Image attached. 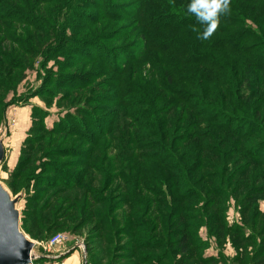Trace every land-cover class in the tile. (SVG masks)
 Masks as SVG:
<instances>
[{
  "label": "trees",
  "instance_id": "obj_1",
  "mask_svg": "<svg viewBox=\"0 0 264 264\" xmlns=\"http://www.w3.org/2000/svg\"><path fill=\"white\" fill-rule=\"evenodd\" d=\"M79 1L0 0V19L4 16H11L12 12L22 14L17 9L18 4L24 6V12L31 16L46 17L52 8L50 4L55 2L60 5L58 8L61 7L63 14L79 18L83 25L79 27L78 34L76 31L73 32V36L78 41H73L72 44L84 50L87 49L91 56L80 58L75 63L77 64L76 73H72L71 76L65 75L64 80H68L67 82L79 80V83L74 86L69 83L75 91L88 88L95 72H84L79 66L85 62L93 61L102 63V66H105L104 68L110 74L125 78L121 89L117 85L109 86H111L112 92L113 88H116L114 94L124 96L120 100L130 113L136 112L133 108L138 104L144 105L138 114L142 115L144 111L143 114L146 116L144 127L151 132L152 137L149 142L153 147L150 151H143L139 155L142 160L139 168L135 169L133 166L134 169H132L134 172L136 170L139 172L140 181L141 179L147 182L153 181L159 185L158 189L162 187L169 189L170 194H173L175 189H178L177 187L182 184L180 181L182 173H186L188 179L185 186L189 188L205 183V188L209 189V195H213L212 192L217 186L230 185L234 171L228 175L230 182L225 180L223 176L218 175L219 172L220 174L222 172V170H218V165L216 168L212 166L214 160L223 162L227 159L231 154V149H234L233 146L235 149L238 148L239 139L249 140L260 134L264 136V130L259 129L260 125H262L261 128H264V0H231L230 12L221 17L218 28L208 40L198 38V33L203 31L204 26L198 24L195 18L185 11L189 0ZM47 4L49 6L45 7ZM0 33L2 34L0 52L5 53V55L0 54V90L7 89L9 91L16 87L25 74V65L22 64L28 59L25 56L20 58V53L23 55L35 53L28 51L29 46L23 47L22 41L11 38L8 33ZM65 36L67 35L65 34ZM58 42L61 47H64L67 43H71V40L62 34ZM9 44L16 45L18 51L10 48ZM19 62H21V67ZM13 70L21 72L19 79L15 80V76H12ZM158 88H160V92ZM9 105H2L1 101L0 119L3 118V112ZM162 114L172 115L175 119L174 123H172L173 119L165 122ZM32 116L30 114L32 125L27 130L17 162L10 172V182L12 179L20 178L22 172L30 164L27 151L33 150L32 141L35 140V137L30 133L36 124L35 121L39 120ZM59 121L56 125L66 128L63 126L67 123H61V119ZM75 121L76 125L73 126L79 127L80 120ZM168 122L171 130L167 129ZM246 124L251 127L243 128ZM83 125L80 126L83 128V136L91 141L89 144L96 146L97 142L95 143L92 137V140L90 139L86 132V125ZM218 130L222 133H219ZM47 131L55 133L54 129ZM69 134L73 135L74 132H69ZM227 139L229 140L227 141ZM232 139L237 140L236 143H231ZM141 149L142 147L138 150ZM87 152L89 155L85 157H80L79 153L75 155L83 163L79 172L70 177L71 182L61 181V187L56 190L53 196L47 195L48 193L45 191H39L30 197L31 200L27 201L20 219V227L26 234L38 236L35 229L37 222L49 218L54 225L55 219L62 220L63 217H59L60 210L68 204L71 205V208L76 206L73 201L77 203L76 194L69 198L62 197L70 190L78 188L83 190L84 200L81 204V209H84L83 215L91 219L100 215V213L97 215L95 213V216L92 217L95 210L92 211L93 201L90 198V193L95 194L96 192L94 189H88L89 181L94 180L92 173L98 170L99 166L92 159L91 151ZM204 152H211L214 160H205L202 156ZM131 153L132 151H130ZM252 154L250 152L248 160L256 161L257 159L258 161L255 163H257L258 169L251 172L252 166L251 164L245 165L249 164V161L246 160L242 163L244 167L240 173L242 176L247 175L246 168L249 166V177L253 175L256 180H264V171L259 169L260 166H264L262 160L264 157ZM134 155L135 152H133V158ZM209 167L213 169L211 177H218L217 186L214 179L209 180L210 173L205 171ZM90 170L93 172L90 173ZM48 181L44 179L45 189L55 187V185L52 187ZM140 181L139 179L137 182L135 180L137 184L135 188L138 187V182L141 183ZM7 187L12 189L13 185L10 184ZM146 189L156 188L146 187ZM104 190L116 196L126 194L123 189H102V191ZM252 190L259 193V196H264V189ZM180 197L176 193L177 199L168 203L170 211L167 218L163 220L144 211L143 221H140L133 216L132 209H128L129 212L125 210V205L126 208H129L127 204L120 208L119 211L128 212V215L122 216L120 220V225L124 223V226L118 228L124 230L122 236L126 234V245H129V250L122 249L126 248V245L125 247L119 245L118 248L123 250L119 253L120 251L116 250L117 246H113V250H116L115 253H118L117 256L115 255L116 260H126L127 264H161L170 257L171 252L178 256L177 259H175L176 257L172 259L173 264L176 260L178 264H186L197 256V259L205 264L216 261L217 259L213 257L206 258L199 255L198 251L203 249L204 245L191 231L193 229L190 228L193 225L187 224V221L191 222L192 215L187 212L189 207L183 201L190 199V195L181 192ZM58 198L60 201L63 200L61 205L59 204V207H56L50 216L43 215L42 212L45 210L49 212L48 208ZM119 198L117 197V200ZM198 198L202 200L201 197ZM131 206L138 205L132 203ZM203 206L206 210L215 208V202L212 200L203 201ZM244 206L253 207L254 216L261 215L258 203L248 202ZM161 216L164 217L162 214ZM214 216L215 219L221 221L218 209L215 210ZM147 217L149 218L146 219ZM207 218L210 220L211 215H207ZM144 221H152V224L143 223ZM100 222L95 220L94 224L100 228L103 226ZM181 222L182 225H179ZM255 223L254 221L251 223L252 228L255 227ZM114 224L115 219H108L107 225L113 228L115 236L118 229H114ZM57 225L58 222L54 228ZM146 225L150 233L157 232V235L146 233L139 235L138 228L143 230ZM222 230L232 234L231 240L235 245L241 241L252 243L258 236L253 234L251 237H246L240 231L241 228L227 227L219 223L216 234L218 239L222 237ZM164 233H166L167 242H163L162 236H160ZM95 239H97L95 241L97 246L93 245L91 249L97 255L100 243H110L111 240L107 236H103V238L97 236ZM258 247V255H264V246L259 244ZM160 249L164 255H162V259L157 260L159 255L154 251L159 253ZM87 250L89 251L88 248ZM124 252H127L128 255ZM94 253L89 255L91 261L95 260ZM39 261L44 262L47 259L42 257L36 262Z\"/></svg>",
  "mask_w": 264,
  "mask_h": 264
},
{
  "label": "rangeland",
  "instance_id": "obj_2",
  "mask_svg": "<svg viewBox=\"0 0 264 264\" xmlns=\"http://www.w3.org/2000/svg\"><path fill=\"white\" fill-rule=\"evenodd\" d=\"M79 2H82V0ZM50 5L52 8L47 16L44 15L46 17L31 16L27 12H24V6L18 4L17 9L22 14L10 12L11 16H4L0 19V32L8 33L11 38L22 41L23 47L29 46L30 49L28 51L35 53L32 55L20 53V58L25 56L28 59L22 64L25 65L23 79L13 90H0V103L2 101V105L10 104L3 112V118L0 119V141L3 144L4 150L3 158L0 161V184L7 190L12 199H17L16 207L21 219V212L26 207L25 204L31 196L39 191H45L48 193L47 195L53 196L56 190L61 187V181L71 182L70 177L76 175L82 168L83 161L75 157V155L79 153L80 157H85L89 155L87 151H91L92 159L99 166V169L95 170V172L93 170L89 171L90 173L93 172L94 180L89 181L90 187L88 189H94L96 192L95 194L93 192L90 193V198L93 201L92 211L95 210L92 213V217L95 216V213L96 215L100 213V215L92 219L83 215L84 209H81V204L84 200V192L78 188L70 190L68 194L66 192L62 196L69 198L73 194H76L77 203L72 200L76 206H72L71 208V205L68 204L62 208L59 217H63V219L61 218L62 220L59 221L55 219L54 225L49 218L42 222H37L35 229L38 232V236L26 234L21 229L19 220L20 230L27 236L28 240L34 243V253L39 256L37 260L42 259V257L47 259L44 262H36V260L33 264H54L55 261L58 262L56 264H71L69 263L71 262L70 260H64L75 250H77L78 264H127L126 260H116L115 258L118 254L115 253L116 250H119V253L123 251L118 246L123 245L125 247L127 243L125 239L126 234L122 236L124 230L119 229L124 226V223L120 225L121 217L128 215L130 211L128 209H132L134 212L133 216L140 219V221H143L142 216L144 211L150 212L151 215L159 217L161 220L166 219L170 211L168 203L177 199L176 193L180 197L181 192H186L190 195V199H184L183 201L189 207L187 212L192 215L191 222L187 221V224L193 225L190 228L193 229L191 231L197 236L199 242L201 241V244L203 243L204 245L203 249L198 251L199 255L217 259L207 264H264V255H258V245L264 246V196L261 197L259 193H255L252 190L264 189V180H256L253 175L251 176L252 178L249 177L250 170L252 172L254 169H258L257 163H255L258 160H248L250 152L254 156L259 155L264 157V136L260 134L258 137L255 136L249 140L239 139L240 144L238 148L235 149V146H233L234 149H231V154L223 162L215 161L211 152H204L202 154L205 160H214V165L212 166L216 168L218 165V170H222L221 174L219 172L218 175L223 176L225 180L229 181L228 175L234 171L233 179L231 182L229 181L230 185L217 186L218 177H211L213 169L210 167L205 169L206 172L210 173L209 180L214 179L217 186L212 192L213 195H209V189L205 188V183L189 188L185 186V182L188 181L186 173H182V180H180L182 184L177 187L178 189H175L176 193L174 192L173 194H170L169 189H164L163 187L158 189L159 185L153 181L147 182L143 179L140 181L139 172L137 170L134 172L132 169L134 167L135 169L139 168V164L142 161L139 155L143 151H150L153 147L149 142L152 138L151 132L144 127V119L146 117L143 114L144 111L142 115L138 114V111L142 110L144 105L138 104V106L133 108L136 112L130 113L120 100L124 96L114 94L116 88H113L112 92L111 86H109L117 85L121 89L125 78L110 74L104 68L105 66L103 67L102 63L97 61L85 62L79 66L84 72H95L94 78L91 80L88 88L75 91L70 87L69 83L74 86L79 83V80L67 82L68 80H64L65 75L71 76L72 73H76L75 67L77 64L75 63L82 57H90L91 53L87 49L84 50L72 44L73 41H78L73 36V32L76 31L78 34L79 27L83 25L79 18L63 14L61 7L58 8L60 5L57 2ZM48 6L47 4L45 7ZM62 34L71 40V43H67L64 47H61V44L58 42ZM1 37L2 34L0 33ZM8 46L18 51L16 45L9 44ZM0 54L5 55V53L1 52ZM19 66L21 67V62H19ZM12 73V76H15V80L21 77V72L13 70ZM158 90L160 92V88ZM24 109L28 111L29 115L23 111ZM20 110L23 112L18 113ZM30 114L35 119H39L35 121L36 124L32 128V133H30V135L35 137V140L32 141L33 150L27 151L30 164L22 172L20 178L12 179L10 182L9 175L13 170V164L9 160L11 149L8 147V144L10 140V146L14 147L18 134H15L11 138L10 135L15 133L16 129L21 131L27 124L29 127L32 125V120L29 121ZM162 115L165 122L173 119L172 115ZM60 119L61 123H67L63 126L66 128L57 126V122ZM75 120H80V126L86 125V132L91 140L94 138V142H97L96 146L89 144L91 141H88L89 139L87 140L83 136V128L73 126L76 125L74 123L76 122ZM174 121L175 119L172 120V123ZM252 123H254V120H252ZM250 127L251 125L247 126L246 124L243 128L247 129ZM261 127L262 125H260L259 129L264 130ZM46 129H54L55 133H51ZM167 129L171 130L169 122L167 123ZM69 132H74V134L70 135ZM219 133L222 132L219 131ZM24 137L26 136L24 135ZM234 139L231 140V143H236L237 140ZM140 147L142 149L138 150ZM130 151H132L131 154ZM133 152H135V159L132 156ZM35 155H37V158H35ZM246 160L249 161V164L245 165L251 164L252 168L250 169L248 166L246 168L247 175L242 176L240 171L244 167L242 163ZM262 160L264 164V159ZM203 162L206 163L205 161ZM260 167L259 169L264 171V166ZM151 178L154 179V177ZM44 179L49 180L50 185L52 187L55 185V187L45 189V186H43ZM138 179L141 183L138 182V187L135 188ZM10 184L13 185L12 189L7 187ZM146 187L156 189H146ZM102 189H123L126 194L116 196L105 192V190L102 191ZM117 197H120V200H117ZM198 197H201L202 200H199ZM208 200L215 202V208H207V210L204 208L203 201ZM62 201L58 198L48 208L49 212L45 210L42 214L50 216V213L56 207H59ZM137 202L139 204H136ZM248 202L258 203L259 213L262 216L260 214L254 216L253 207L244 206ZM132 203L138 206L132 207ZM125 204L129 208H126ZM123 206L128 212L119 211ZM216 209L220 212L221 221L220 219H215L214 214ZM207 215H211L210 220L207 218ZM110 218L115 219L114 229H118L115 236L113 228L107 225ZM95 220L101 221L100 223L103 225L100 227L101 229L94 224ZM253 221L256 222L254 228L251 227ZM57 222L58 225L54 228ZM143 223L152 224V221H144ZM219 223L227 227L236 226L241 228L240 231L243 233V236L251 237L253 234L258 236H256V240L252 243L241 241L235 245L231 240L232 234L226 230H222V237L220 239L217 238L216 234ZM147 225L143 230L140 227L138 228L139 235L144 233L153 234L149 232ZM179 225H182V222ZM49 228L51 229L49 230ZM166 230L165 227V232ZM142 231L143 233H141ZM57 233H67L70 236V242L66 243V245H61L64 247L58 246L49 252L43 251L40 243L45 242L46 239ZM155 234L157 235V232ZM165 234H159L162 236L163 242H167ZM97 236H101V238L107 236L111 241L110 243H100L101 246L98 247L99 251L96 255L91 248L93 245L97 246V243H95L97 241L95 237ZM113 246H117L115 251L113 250ZM128 246L122 249L129 250ZM87 248L91 253H94V261L89 259L91 253ZM64 251V254H60ZM154 252L159 255L157 260L163 258L162 255L164 254H162L161 249L159 253ZM57 254H60V257L53 259L46 257ZM170 254V257L161 264H173L174 261L172 259L174 257H176L175 259L178 258L175 254L171 252ZM197 258L198 256L186 264H205ZM175 264H178L177 260Z\"/></svg>",
  "mask_w": 264,
  "mask_h": 264
},
{
  "label": "water",
  "instance_id": "obj_3",
  "mask_svg": "<svg viewBox=\"0 0 264 264\" xmlns=\"http://www.w3.org/2000/svg\"><path fill=\"white\" fill-rule=\"evenodd\" d=\"M3 155L0 141V161ZM16 202L0 184V264H31L39 258L34 253V243L20 230Z\"/></svg>",
  "mask_w": 264,
  "mask_h": 264
},
{
  "label": "clouds",
  "instance_id": "obj_4",
  "mask_svg": "<svg viewBox=\"0 0 264 264\" xmlns=\"http://www.w3.org/2000/svg\"><path fill=\"white\" fill-rule=\"evenodd\" d=\"M231 0H189L186 13L203 25V31L198 38L208 40L216 31L222 16L230 12Z\"/></svg>",
  "mask_w": 264,
  "mask_h": 264
},
{
  "label": "crops",
  "instance_id": "obj_5",
  "mask_svg": "<svg viewBox=\"0 0 264 264\" xmlns=\"http://www.w3.org/2000/svg\"><path fill=\"white\" fill-rule=\"evenodd\" d=\"M23 111H25V112H27V114L29 115V113H28V111L26 110V109H24ZM22 110H20L18 113H20V112H23ZM17 113V114H18ZM29 121H30V119H29ZM17 122H18V118H17ZM28 128H29V125L27 124L26 126H24L22 129H21V131L18 129H16V132L15 133H13V134H11L10 135V138L11 137H13L15 134H18V136H17V138H16V143L14 144V147H11L10 146V140H9V144H8V147L11 149L10 150V154H9V160H10V163L11 164H13V167L15 166V164H16V162H17V159H18V155H19V150H20V146L22 145V142H23V140H24V135L26 136V133H27V130H28ZM23 135V136H22ZM21 136H22V138H21ZM9 137V136H8ZM22 141V142H21ZM20 143H21V145H20ZM20 145V146H19ZM12 150H13V152H12ZM12 167V168H13ZM61 247H64V246H61ZM55 249V248H54ZM65 253V251L64 252H62V253H60V254H64ZM60 254H57V255H50V256H46L47 258H55V257H60ZM77 250H75V251H73L72 253H70V255L64 260V261H66V260H70L71 262H69V263H71V264H78V259H77ZM73 258V259H72ZM63 261V262H64ZM56 262L57 261H55L54 262V264H56ZM58 263V262H57Z\"/></svg>",
  "mask_w": 264,
  "mask_h": 264
},
{
  "label": "built area",
  "instance_id": "obj_6",
  "mask_svg": "<svg viewBox=\"0 0 264 264\" xmlns=\"http://www.w3.org/2000/svg\"><path fill=\"white\" fill-rule=\"evenodd\" d=\"M68 242H70V236L67 233H57L47 241L41 242L40 245L43 251L49 252L58 246L66 245ZM34 261H31V264Z\"/></svg>",
  "mask_w": 264,
  "mask_h": 264
}]
</instances>
